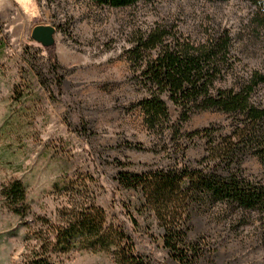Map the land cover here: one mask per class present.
Returning a JSON list of instances; mask_svg holds the SVG:
<instances>
[{"label": "rangeland", "instance_id": "obj_1", "mask_svg": "<svg viewBox=\"0 0 264 264\" xmlns=\"http://www.w3.org/2000/svg\"><path fill=\"white\" fill-rule=\"evenodd\" d=\"M245 0H154L115 9L91 0H0V264H27V224H57L65 210L95 205L105 228L122 231L134 252L154 264H264V212L235 204H194L182 222V263L165 246V228L140 191L126 189L122 174L206 168L209 139L231 135L242 118L200 111L180 135L150 131L128 52L138 32L176 27L196 44L229 30L237 60L218 84L240 92L264 75V31ZM36 26L56 29L55 44L32 39ZM251 101L264 107V83ZM172 124L181 110L167 101ZM244 177L264 184V163L248 153ZM26 186L25 215L14 213L4 189ZM19 205L17 208H21ZM24 210L21 209V212ZM22 214V213H21ZM52 264H116L114 251L73 248L51 255Z\"/></svg>", "mask_w": 264, "mask_h": 264}, {"label": "trees", "instance_id": "obj_2", "mask_svg": "<svg viewBox=\"0 0 264 264\" xmlns=\"http://www.w3.org/2000/svg\"><path fill=\"white\" fill-rule=\"evenodd\" d=\"M91 1L123 9L154 0ZM245 1L254 5L253 23L264 31V0ZM150 30L138 32L133 41L135 47L128 52L136 85L145 95L138 105L150 131L161 137L168 132L180 135L183 124L200 111L242 118L230 136L216 142L210 129L187 134L189 138L203 135L209 139L208 155L203 160L207 166L202 170L175 167L119 177L127 190L140 191L145 196L146 205L165 228L166 248L185 263L186 257L179 255L178 246L184 243L182 222L192 205L207 201L264 212V184L252 183L241 169L248 153L264 163V107L251 101L255 89L264 83V75L254 74L240 92L218 88L237 60L229 30L215 31L198 44L176 27L158 25ZM167 101L181 110L182 125L172 124ZM4 194L15 214H26L25 184L12 182ZM19 205L23 206L17 208ZM63 212L60 223L53 225L39 218L27 224L26 240L32 243L25 257L27 264H52L51 255L73 248L113 249L116 264H154L150 258L135 254L134 244L122 231L105 228V212L101 208L83 205Z\"/></svg>", "mask_w": 264, "mask_h": 264}, {"label": "water", "instance_id": "obj_3", "mask_svg": "<svg viewBox=\"0 0 264 264\" xmlns=\"http://www.w3.org/2000/svg\"><path fill=\"white\" fill-rule=\"evenodd\" d=\"M32 33V39L43 48L49 49L55 44L56 29L52 26H36Z\"/></svg>", "mask_w": 264, "mask_h": 264}]
</instances>
